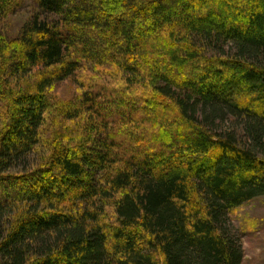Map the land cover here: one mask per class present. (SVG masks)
<instances>
[{
	"label": "trees",
	"instance_id": "1",
	"mask_svg": "<svg viewBox=\"0 0 264 264\" xmlns=\"http://www.w3.org/2000/svg\"><path fill=\"white\" fill-rule=\"evenodd\" d=\"M21 1L0 0V264H242L264 0H31L9 37Z\"/></svg>",
	"mask_w": 264,
	"mask_h": 264
},
{
	"label": "rangeland",
	"instance_id": "2",
	"mask_svg": "<svg viewBox=\"0 0 264 264\" xmlns=\"http://www.w3.org/2000/svg\"><path fill=\"white\" fill-rule=\"evenodd\" d=\"M33 10L36 11L31 0L21 1L20 7L1 26L2 32L14 37ZM73 89L75 87L69 83L61 85L57 95L70 94ZM229 217L230 230L240 240L244 251L242 264H264V196L243 203L231 211Z\"/></svg>",
	"mask_w": 264,
	"mask_h": 264
}]
</instances>
